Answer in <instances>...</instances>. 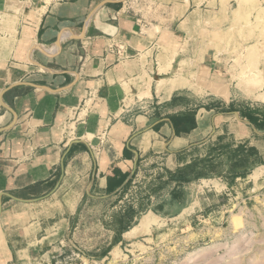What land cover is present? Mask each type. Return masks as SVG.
<instances>
[{
  "label": "crops",
  "instance_id": "crops-1",
  "mask_svg": "<svg viewBox=\"0 0 264 264\" xmlns=\"http://www.w3.org/2000/svg\"><path fill=\"white\" fill-rule=\"evenodd\" d=\"M18 82L58 91L2 96L18 120L0 133V264L46 244L40 215L115 199L147 157L178 162L220 134L261 156L264 0H0V96Z\"/></svg>",
  "mask_w": 264,
  "mask_h": 264
},
{
  "label": "rangeland",
  "instance_id": "rangeland-1",
  "mask_svg": "<svg viewBox=\"0 0 264 264\" xmlns=\"http://www.w3.org/2000/svg\"><path fill=\"white\" fill-rule=\"evenodd\" d=\"M252 74L242 72L248 85ZM147 86L140 95L151 99ZM262 148L260 156L220 134L178 162L147 157L115 199L85 198L62 222L59 213L40 215L49 224L46 244L15 264H264ZM144 216L148 225L125 235Z\"/></svg>",
  "mask_w": 264,
  "mask_h": 264
},
{
  "label": "water",
  "instance_id": "water-1",
  "mask_svg": "<svg viewBox=\"0 0 264 264\" xmlns=\"http://www.w3.org/2000/svg\"><path fill=\"white\" fill-rule=\"evenodd\" d=\"M109 2H111V1H104V4L109 3ZM81 37L82 36H79V37H76V38L77 39L78 38L80 39ZM19 85H29V86H32V87L43 88V89L48 90V91H51V92H57L58 91V90H55V89H51L50 87H47V86L35 85L33 83H28V82H18V83H14L13 85H11L8 88L4 89L3 92H2V94H1V96H0V102H1V104L4 107L8 108L9 110H11V109L9 107H7V105H5V103L3 102L2 96H3L4 93H6L11 88L16 87V86H19ZM11 112H12V114L14 116V119H13L12 123L9 126H7V127L1 128L0 129V133H2L4 131L12 128L17 123L18 115L13 110H11Z\"/></svg>",
  "mask_w": 264,
  "mask_h": 264
},
{
  "label": "bare ground",
  "instance_id": "bare-ground-1",
  "mask_svg": "<svg viewBox=\"0 0 264 264\" xmlns=\"http://www.w3.org/2000/svg\"><path fill=\"white\" fill-rule=\"evenodd\" d=\"M254 46V45H253ZM252 47V46H251ZM253 63H254V59H253V53H251L250 55H249V57H248V59H247V65H249V66H252L253 65ZM257 76V74H252V77L254 78V77H256ZM258 79V81L260 80V78L258 77L257 78ZM161 83H163V82H161ZM165 84V83H164ZM146 92V91H145ZM148 92H151V89H150V83H149V86H147V93ZM143 93V92H142ZM144 94H146V93H144ZM148 95H149V93H148ZM140 97H141V95H140ZM71 128L72 129H75V126H74V124L71 126ZM140 221V220H139ZM148 225V220H147V216H144V217H142V219H141V221H140V226H138V227H135V228H133L131 231H128L125 235H128V234H131V232H134V231H136L137 229H140L141 227H146ZM151 225V224H150ZM129 237V236H128Z\"/></svg>",
  "mask_w": 264,
  "mask_h": 264
},
{
  "label": "built area",
  "instance_id": "built-area-1",
  "mask_svg": "<svg viewBox=\"0 0 264 264\" xmlns=\"http://www.w3.org/2000/svg\"><path fill=\"white\" fill-rule=\"evenodd\" d=\"M122 49H123V47H120V48H119L120 51H122ZM120 51H119V52H120Z\"/></svg>",
  "mask_w": 264,
  "mask_h": 264
}]
</instances>
